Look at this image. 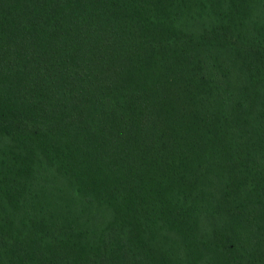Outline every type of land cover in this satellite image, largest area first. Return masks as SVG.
<instances>
[{
  "label": "trees",
  "instance_id": "1",
  "mask_svg": "<svg viewBox=\"0 0 264 264\" xmlns=\"http://www.w3.org/2000/svg\"><path fill=\"white\" fill-rule=\"evenodd\" d=\"M251 205L264 0H0V264H232Z\"/></svg>",
  "mask_w": 264,
  "mask_h": 264
},
{
  "label": "rangeland",
  "instance_id": "2",
  "mask_svg": "<svg viewBox=\"0 0 264 264\" xmlns=\"http://www.w3.org/2000/svg\"><path fill=\"white\" fill-rule=\"evenodd\" d=\"M250 207L252 213V215H248L251 216L250 219L246 220L243 218L241 227L234 226V223H232L234 229L232 234L234 237L227 242L226 239H224L221 245V250L232 257L234 261H232V264H264L263 220L262 218L258 219L254 217L253 212L258 210V207L253 208L252 205ZM222 224H227L226 221H224V217L221 219L217 218L216 221L211 220L209 228L203 227L202 233H210L211 228L220 227ZM195 264H204V261L200 260Z\"/></svg>",
  "mask_w": 264,
  "mask_h": 264
}]
</instances>
